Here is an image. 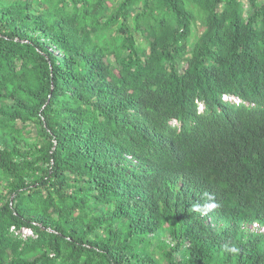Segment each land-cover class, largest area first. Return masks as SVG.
Instances as JSON below:
<instances>
[{
    "label": "trees",
    "instance_id": "16d2710c",
    "mask_svg": "<svg viewBox=\"0 0 264 264\" xmlns=\"http://www.w3.org/2000/svg\"><path fill=\"white\" fill-rule=\"evenodd\" d=\"M0 138V264H264V0H0Z\"/></svg>",
    "mask_w": 264,
    "mask_h": 264
},
{
    "label": "rangeland",
    "instance_id": "374dc122",
    "mask_svg": "<svg viewBox=\"0 0 264 264\" xmlns=\"http://www.w3.org/2000/svg\"><path fill=\"white\" fill-rule=\"evenodd\" d=\"M199 30L198 28H194L193 29V34H192V37L195 36V35H198L199 34ZM143 42V41H141ZM139 42V43H141ZM33 134V132H32ZM4 145L3 143V140L2 138H0V147H2ZM23 146V145H22ZM5 181L2 180V178L0 177V193L3 191V188H4V185H5ZM247 225V224H246ZM24 234H27V235H31V231L30 230H24L23 232ZM150 239L152 240L153 242V246L155 247V252H156V257H159V246L163 244L164 241H166L167 243H170L171 245V242L169 241V237H168V234L164 231H161L160 233L154 235V236H151ZM185 256V250H182V251H178V252H175L174 253V257L176 259H179L181 257Z\"/></svg>",
    "mask_w": 264,
    "mask_h": 264
},
{
    "label": "built area",
    "instance_id": "2783aa9c",
    "mask_svg": "<svg viewBox=\"0 0 264 264\" xmlns=\"http://www.w3.org/2000/svg\"><path fill=\"white\" fill-rule=\"evenodd\" d=\"M248 227L251 231L264 233V225H260L258 222L250 223Z\"/></svg>",
    "mask_w": 264,
    "mask_h": 264
},
{
    "label": "clouds",
    "instance_id": "9594fccd",
    "mask_svg": "<svg viewBox=\"0 0 264 264\" xmlns=\"http://www.w3.org/2000/svg\"><path fill=\"white\" fill-rule=\"evenodd\" d=\"M224 99H226V100H231V99H233V98H230V97H225ZM233 100H235V99H233ZM253 222H258L260 225H264L263 223H261V222H259V221H253ZM253 222H251V223H253ZM250 224V223H249ZM248 224V225H249Z\"/></svg>",
    "mask_w": 264,
    "mask_h": 264
}]
</instances>
